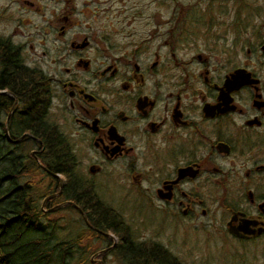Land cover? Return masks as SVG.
<instances>
[{
	"label": "flooded vegetation",
	"instance_id": "1",
	"mask_svg": "<svg viewBox=\"0 0 264 264\" xmlns=\"http://www.w3.org/2000/svg\"><path fill=\"white\" fill-rule=\"evenodd\" d=\"M36 1L16 0L0 33V132L21 184L78 213L96 259L264 264V0ZM28 6L59 46L17 40ZM48 168L63 180L42 181Z\"/></svg>",
	"mask_w": 264,
	"mask_h": 264
},
{
	"label": "trees",
	"instance_id": "2",
	"mask_svg": "<svg viewBox=\"0 0 264 264\" xmlns=\"http://www.w3.org/2000/svg\"><path fill=\"white\" fill-rule=\"evenodd\" d=\"M0 137L4 134L0 132ZM8 155V156H7ZM34 167H30L33 172ZM20 167L15 155H10L0 142V264H100L105 254L97 259L95 231L81 219V227L67 240H58L59 219L41 209L40 201L44 196L36 193L31 181L21 184ZM68 199L65 195H61ZM68 206L55 212L60 214ZM101 219L96 213H87L88 223L101 231L116 232L112 223L123 225L118 216L109 214ZM58 240V241H56ZM54 241V242H53ZM137 250V249H136ZM159 256L144 259L136 258L137 264H170Z\"/></svg>",
	"mask_w": 264,
	"mask_h": 264
},
{
	"label": "rangeland",
	"instance_id": "3",
	"mask_svg": "<svg viewBox=\"0 0 264 264\" xmlns=\"http://www.w3.org/2000/svg\"><path fill=\"white\" fill-rule=\"evenodd\" d=\"M47 1L48 0H37L36 5H43ZM18 5L19 4L16 3V0H0V33H10L11 30L15 29L14 18L17 15ZM23 8L24 9L21 12V14H18L20 19H22V24H21V27H19V29H18L17 40L18 41L25 40V36L27 35V33L30 32L32 35V40H33L32 43L34 42L33 44H34L35 48H51L52 44L50 42L54 43L53 44L54 48L59 46L60 43H58L57 41H54V37L51 36L52 34L46 35V33H48L50 31V28L47 27V24L45 23V21L49 18L48 11L45 12V15L43 17H40L38 15V13H36L37 15L34 14L35 13L33 11L34 8L29 7L32 13L27 12V11H29V9H27L25 7H23ZM27 19L30 20V24H31L30 26L23 24V22L26 21ZM34 26H37V28L35 29ZM138 29H140V28L138 27L137 30ZM44 39H45V42H44L45 46L43 47L41 42H43ZM156 41H158V40H156ZM156 41L152 44H156ZM40 203H41V201H40ZM131 217H133V214H131ZM54 218L59 219L58 225L60 226V229H58V231H57L59 233L57 235V239L59 241L60 240L64 241V240L69 239L81 227V217L77 212H73V211L65 212L64 211V212H61L60 214L53 215V219ZM134 219H135V217L133 218V220ZM141 229H144V231H146L148 233V235L155 234V233H153L154 231L152 229H146L145 226H144V228L139 229L142 232ZM58 240H56V241H58ZM97 248L100 250L101 246L99 247L97 245ZM94 256L95 255L91 256V258L93 260L96 259ZM104 264H116V263L109 260V258H108L107 260L104 261Z\"/></svg>",
	"mask_w": 264,
	"mask_h": 264
},
{
	"label": "bare ground",
	"instance_id": "4",
	"mask_svg": "<svg viewBox=\"0 0 264 264\" xmlns=\"http://www.w3.org/2000/svg\"><path fill=\"white\" fill-rule=\"evenodd\" d=\"M0 99H2V98H0ZM3 100V99H2ZM6 104H7V102H6ZM10 105V104H9ZM3 108H5L4 106H3ZM2 109V108H1ZM6 109V108H5ZM3 112V111H2ZM4 138H5V135H4ZM4 138L2 137H0V142H1V144H2V146H3V148L6 150V151H10L11 149H10V147H8V148H6L5 147V145L2 143V141L4 140ZM28 152V151H27ZM30 152V151H29ZM26 155V154H25ZM30 156V155H29ZM27 157V156H26ZM30 158V157H29ZM35 160V159H34ZM33 159L32 160H29L28 159V162L36 169V171L39 169V167L37 166V164H36V162L34 161ZM43 164V163H42ZM49 170H50V172L48 173V172H42L41 173V175L42 176H40L41 177V180L42 181H46V179L49 177V178H51V177H57V178H59V179H61V180H63V178H64V174L65 173H63V170H56V169H51V168H48ZM53 173V175H52V173ZM48 173V174H47ZM66 176V175H65ZM69 177L67 176V179H68ZM52 179V178H51ZM50 179V180H51ZM54 179V178H53ZM56 180V179H55ZM75 180V179H74ZM41 181V182H42ZM76 181V180H75ZM34 185H35V191H36V193H37V186H38V183L37 182H32ZM54 183H55V181H54ZM56 184V183H55ZM66 184V183H65ZM43 186V185H42ZM61 186H63V185H61ZM64 187V186H63ZM41 188V187H40ZM53 190V189H52ZM42 191H45V189L44 190H42ZM49 191H50V189H49ZM54 192V191H53ZM48 193V192H47ZM38 194H39V191H38ZM49 194V193H48ZM63 196V195H62ZM49 198V197H48ZM61 198H65V197H61ZM44 199H46V198H42L41 199V203H40V205H41V209L43 210V211H45L46 213H48V214H53V215H55V212L57 211V210H59V209H61V208H64V207H66V206H64V207H61V208H58L55 212H52V213H50V212H48L47 210H48V208L47 207H45V205H43V203H44ZM67 199V198H66ZM65 199V200H66ZM68 200H72V203H76L77 204V202H76V200H75V198L74 197H72L71 195H70V197H68ZM143 253V252H142ZM142 256H143V254H142Z\"/></svg>",
	"mask_w": 264,
	"mask_h": 264
}]
</instances>
